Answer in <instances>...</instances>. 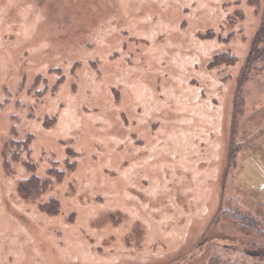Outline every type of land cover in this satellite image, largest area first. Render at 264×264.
I'll use <instances>...</instances> for the list:
<instances>
[{
  "label": "rangeland",
  "instance_id": "374dc122",
  "mask_svg": "<svg viewBox=\"0 0 264 264\" xmlns=\"http://www.w3.org/2000/svg\"><path fill=\"white\" fill-rule=\"evenodd\" d=\"M263 12L0 0V264H264L258 230L223 218L264 230V61L234 116ZM220 53L235 62L214 66ZM33 175L51 180L35 199L19 191Z\"/></svg>",
  "mask_w": 264,
  "mask_h": 264
},
{
  "label": "trees",
  "instance_id": "16d2710c",
  "mask_svg": "<svg viewBox=\"0 0 264 264\" xmlns=\"http://www.w3.org/2000/svg\"><path fill=\"white\" fill-rule=\"evenodd\" d=\"M251 1L254 3L258 2V0H251ZM235 60H236V57L230 53H220L216 55L213 64L214 66L224 64V63H227L229 65L231 63H234ZM261 61H264V12L261 16L260 28L258 29L257 33L254 36L250 53L246 59V62L242 68L241 75L239 77L238 86H237L236 93H235L234 116H236L241 111V105L244 101L243 100L244 84L248 80L250 72L253 69H255L257 67V64ZM9 143L12 146L15 145L16 148L23 147V150L28 151L29 144H30V138H28L27 141H17L15 139H12ZM231 144L232 145L230 147L229 166L232 165L233 159L235 158V154L237 151L234 141ZM11 148L12 147L9 146V150ZM7 150H8V147L5 146L4 151H3L4 155L5 154L7 155ZM13 157L18 158L19 153H13ZM27 165H29L31 169L34 168V164H32L31 162H27ZM57 177H59L58 174H57ZM50 184H51V180L49 178L41 179L38 176L33 175L28 180L21 182L19 186V191L24 195V197L35 199L36 197H39L45 191H47ZM56 202H54L55 205L53 204L54 208H52L51 206H46L48 208L47 209L48 213L55 214L58 211V208H57L58 204ZM223 218L225 220L228 219V221H230V225L233 226L232 227L233 229L235 230L237 229L238 231L242 233L251 234L254 231L258 230L256 231L258 233V236L264 239V230L258 228L259 226L255 222V220L252 219L251 217L243 215L240 212H236L235 210H233V212L227 210L224 212Z\"/></svg>",
  "mask_w": 264,
  "mask_h": 264
}]
</instances>
